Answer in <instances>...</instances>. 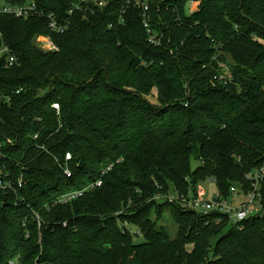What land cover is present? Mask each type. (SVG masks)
Instances as JSON below:
<instances>
[{"label":"trees","instance_id":"1","mask_svg":"<svg viewBox=\"0 0 264 264\" xmlns=\"http://www.w3.org/2000/svg\"><path fill=\"white\" fill-rule=\"evenodd\" d=\"M6 1L40 14L0 13L17 58H0V137L15 139L0 162L13 186L0 190V264H264V217L234 225L164 199L209 179L228 196L264 165V0H140L158 44L124 0ZM50 13L71 20L65 33ZM47 35L58 51L36 45Z\"/></svg>","mask_w":264,"mask_h":264},{"label":"built area","instance_id":"2","mask_svg":"<svg viewBox=\"0 0 264 264\" xmlns=\"http://www.w3.org/2000/svg\"><path fill=\"white\" fill-rule=\"evenodd\" d=\"M92 1V3L98 7L107 6L109 3L118 0H82ZM127 3V7L134 5L135 7L143 8V15L145 17L144 23L147 31L150 33V41L154 44H158L159 40L157 37L152 34L153 30L148 19H146L149 12V6L146 3H142L140 0H124ZM75 8L79 9L80 4H75ZM0 13L12 14L17 18H28L31 15L40 14L39 9L36 3H29L23 6L13 5L9 2H0ZM69 14L72 16L74 14V9H71ZM49 27L53 33L63 34L65 33L69 26L71 25V20H60L58 16L54 13L48 14ZM42 39L39 47L46 52H54L59 50V46L55 43L51 35L41 36ZM6 56V65L12 66L17 62V58L14 54H11V50L7 46L0 47V58ZM232 77V70L228 72L227 79L225 83L229 81ZM53 107L60 111V104L54 103ZM35 138L38 135L34 136ZM7 145L15 146V139L10 137H0V162L4 158L5 154L3 153L4 148ZM66 161L72 159V154L70 152L65 155ZM109 169V168H108ZM106 170L102 172L105 174ZM65 173L67 176H71V170L66 166ZM7 177L8 174L4 172V168L0 167V190L6 192L13 188L10 183H4L1 177ZM248 189L244 188L243 185H233L231 186V191L228 196H225L222 192L218 191L212 194L210 197L201 196L204 193V190L197 189L195 191H190L188 193H177L174 192L164 197L165 200H168L171 203L178 204L184 210H192L202 214H213L219 213L228 217L230 223L234 225H240L243 221L248 220L252 217H264V165L255 168L248 174ZM213 181L212 179H209ZM214 182V181H213ZM102 181L99 180L97 185H101ZM20 186L23 185L20 181ZM90 187H93L91 185ZM75 191L63 195L60 198L61 202H69L78 196L82 195L85 191ZM159 199H163L162 196Z\"/></svg>","mask_w":264,"mask_h":264},{"label":"rangeland","instance_id":"3","mask_svg":"<svg viewBox=\"0 0 264 264\" xmlns=\"http://www.w3.org/2000/svg\"><path fill=\"white\" fill-rule=\"evenodd\" d=\"M0 2H7L6 0H0ZM198 5L199 3L198 2H192V1H189L188 4H187V12L191 9L192 11L193 10H196V8H198ZM41 36H37L35 38V43L36 45H40L41 42H42V39L43 38H40ZM227 60H229L228 62L229 63H221V68H219L218 70V73L217 75L215 76V80L218 82V84H216L217 86H226L227 83L226 80L227 79V74L228 72H230V70H232L235 65L233 59L231 58V56L227 55ZM158 99L154 100V101H157ZM200 164V161L196 158H193L192 160V168L195 169L198 165ZM22 181V180H20ZM23 183V182H22ZM20 184V182H19ZM13 189V188H12ZM198 189L201 190L203 189L204 190V193L201 195L203 197H210L212 194L216 193L217 192V186L216 184L211 181V180H206L204 182H200L199 185H198ZM160 197V196H159ZM158 197V198H159ZM157 198V199H158ZM168 201V200H167ZM169 202V201H168ZM171 203V202H170ZM158 217L157 214H153V218L156 219ZM158 219V218H157ZM159 225H163L166 230L168 231L169 235L171 236V238H175L177 233H178V226L177 224L175 223L172 215H171V212L169 209H166L163 213H162V216L160 217L159 219ZM218 238H215L213 240V243L216 242ZM140 240V239H139Z\"/></svg>","mask_w":264,"mask_h":264}]
</instances>
